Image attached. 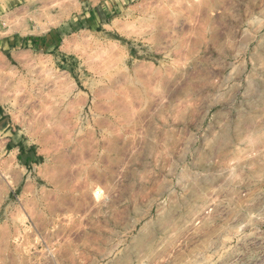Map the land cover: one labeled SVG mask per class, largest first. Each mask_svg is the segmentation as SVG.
<instances>
[{
  "label": "rangeland",
  "instance_id": "374dc122",
  "mask_svg": "<svg viewBox=\"0 0 264 264\" xmlns=\"http://www.w3.org/2000/svg\"><path fill=\"white\" fill-rule=\"evenodd\" d=\"M0 264H264V0H0Z\"/></svg>",
  "mask_w": 264,
  "mask_h": 264
},
{
  "label": "bare ground",
  "instance_id": "6f19581e",
  "mask_svg": "<svg viewBox=\"0 0 264 264\" xmlns=\"http://www.w3.org/2000/svg\"><path fill=\"white\" fill-rule=\"evenodd\" d=\"M195 260V259H194ZM206 260V259H205ZM211 263V262H210Z\"/></svg>",
  "mask_w": 264,
  "mask_h": 264
}]
</instances>
